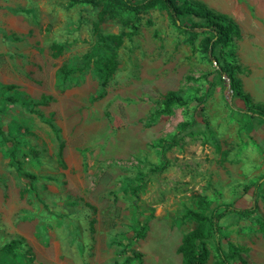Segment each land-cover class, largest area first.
I'll return each instance as SVG.
<instances>
[{"label":"rangeland","instance_id":"374dc122","mask_svg":"<svg viewBox=\"0 0 264 264\" xmlns=\"http://www.w3.org/2000/svg\"><path fill=\"white\" fill-rule=\"evenodd\" d=\"M189 1L238 26L227 62L264 105V0ZM202 37L189 45L159 8L134 15L106 0H0V249L18 243L4 264H182L177 248L195 227L185 211L227 204L254 213L221 220L223 252L233 264H264V123L229 109ZM108 58L115 70L102 89ZM169 92L187 104L158 115ZM192 121L191 135L160 149ZM207 247L206 264H217Z\"/></svg>","mask_w":264,"mask_h":264},{"label":"trees","instance_id":"16d2710c","mask_svg":"<svg viewBox=\"0 0 264 264\" xmlns=\"http://www.w3.org/2000/svg\"><path fill=\"white\" fill-rule=\"evenodd\" d=\"M107 5L113 8H121L137 15L141 12H148L155 8L163 10L174 27L187 36V42L193 46L199 36H203L199 43L200 52L214 65L213 78L219 82L228 80L227 89L231 96L227 101L231 111L247 116L248 120L260 119L264 123V105L254 104L249 94L243 92L241 83L234 77V72L240 70L239 66L228 63L225 50L229 47L233 38L240 37L238 26L230 19L216 14L209 10L205 5L189 0H106ZM100 15V20L103 18ZM109 40L120 44V37H110ZM55 50L54 56L60 54V49L52 47ZM115 70V63L112 58L105 59L101 66L98 67V76L102 89L107 85L108 80ZM208 83V88L205 95L196 100L197 105H202L205 98L212 94L213 88L216 85L214 82ZM233 97L239 99L244 107H238L232 102ZM20 102L23 106H27L22 99L13 100ZM46 102L41 98L40 101L33 103L35 106L45 105ZM186 101L182 100L175 93L169 92L164 96L163 108L157 112L158 115H169L173 106H185ZM195 125V121L184 123L180 126L178 133L170 140L163 141L159 145L162 151H168L178 145V141L182 136L191 135V129ZM50 128L55 131L52 123H49ZM188 132V133H187ZM1 134V132H0ZM183 134V135H182ZM62 144L59 145L58 158L62 160ZM19 166V164L17 163ZM17 166V167H18ZM16 167V168H17ZM165 164L158 167L153 173L163 171ZM18 169V168H17ZM30 180H34L33 176H27ZM264 182V178L260 179ZM261 183L255 184V191L252 197H256L257 189ZM257 187V188H256ZM264 200V194L262 196ZM204 204V202H202ZM254 213V207L236 208L232 204L220 205L213 208L208 214L186 210L183 218L195 224L193 230L185 234L181 240V244L177 248V253L182 258V264H206L209 257L207 245L212 242L215 247L217 264H233L232 255L225 254L218 240V235L221 230V220L227 215L250 216ZM16 241H11L0 249V264H4V257L13 256V252L17 247ZM132 258L140 259L141 255L132 253ZM3 256V257H2ZM127 258L126 260H128ZM231 259V262L229 261ZM240 264H247L240 259ZM125 261L122 264H126Z\"/></svg>","mask_w":264,"mask_h":264},{"label":"crops","instance_id":"0c3cea01","mask_svg":"<svg viewBox=\"0 0 264 264\" xmlns=\"http://www.w3.org/2000/svg\"><path fill=\"white\" fill-rule=\"evenodd\" d=\"M248 94V93H247ZM250 96V95H249ZM251 98V97H250Z\"/></svg>","mask_w":264,"mask_h":264},{"label":"water","instance_id":"95a60500","mask_svg":"<svg viewBox=\"0 0 264 264\" xmlns=\"http://www.w3.org/2000/svg\"><path fill=\"white\" fill-rule=\"evenodd\" d=\"M228 82V80H226Z\"/></svg>","mask_w":264,"mask_h":264}]
</instances>
